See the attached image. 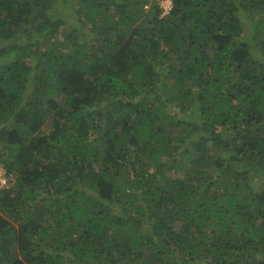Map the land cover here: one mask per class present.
<instances>
[{"label": "trees", "instance_id": "16d2710c", "mask_svg": "<svg viewBox=\"0 0 264 264\" xmlns=\"http://www.w3.org/2000/svg\"><path fill=\"white\" fill-rule=\"evenodd\" d=\"M163 11L0 0V264H264V0Z\"/></svg>", "mask_w": 264, "mask_h": 264}, {"label": "built area", "instance_id": "2783aa9c", "mask_svg": "<svg viewBox=\"0 0 264 264\" xmlns=\"http://www.w3.org/2000/svg\"><path fill=\"white\" fill-rule=\"evenodd\" d=\"M161 5L164 9L163 14H168L172 7H173V0H162ZM8 184V178L7 175L3 173V171L0 169V187H3Z\"/></svg>", "mask_w": 264, "mask_h": 264}, {"label": "clouds", "instance_id": "9594fccd", "mask_svg": "<svg viewBox=\"0 0 264 264\" xmlns=\"http://www.w3.org/2000/svg\"><path fill=\"white\" fill-rule=\"evenodd\" d=\"M161 1L162 0H159V2H160V5H161ZM162 6V5H161ZM146 7H148V6H146ZM163 8V7H162ZM164 10V9H163ZM162 14H163V12H162ZM2 171H3V173L6 175V173L4 172V170L2 169V168H0ZM9 179H11L10 177H8V184H9Z\"/></svg>", "mask_w": 264, "mask_h": 264}, {"label": "rangeland", "instance_id": "374dc122", "mask_svg": "<svg viewBox=\"0 0 264 264\" xmlns=\"http://www.w3.org/2000/svg\"><path fill=\"white\" fill-rule=\"evenodd\" d=\"M162 15H164V14H162ZM10 178H11V177H10ZM12 179L15 180L16 178H15V177H12Z\"/></svg>", "mask_w": 264, "mask_h": 264}]
</instances>
